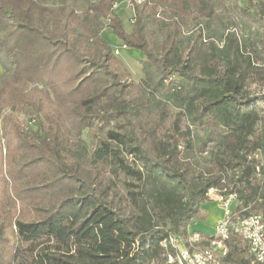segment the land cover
Returning a JSON list of instances; mask_svg holds the SVG:
<instances>
[{"label":"trees","instance_id":"trees-1","mask_svg":"<svg viewBox=\"0 0 264 264\" xmlns=\"http://www.w3.org/2000/svg\"><path fill=\"white\" fill-rule=\"evenodd\" d=\"M115 4L0 0V110H9L0 264H166L161 242L188 233L211 188L232 187L246 206L260 194L248 155L264 150V96L245 91L264 82L259 58L236 32L221 47L194 44L182 57L177 47L152 43L146 24L159 10L178 32L192 12L212 16L210 0H133L131 31ZM242 12L264 15V0H247ZM107 28L143 51L144 78L130 79L103 36ZM169 105L200 130L167 129ZM97 123L114 127L92 146L83 133ZM105 168L126 177L123 211L105 198ZM263 208L264 199L250 212ZM231 247L233 263L250 264L240 241Z\"/></svg>","mask_w":264,"mask_h":264},{"label":"rangeland","instance_id":"rangeland-1","mask_svg":"<svg viewBox=\"0 0 264 264\" xmlns=\"http://www.w3.org/2000/svg\"><path fill=\"white\" fill-rule=\"evenodd\" d=\"M214 7L212 16H199L196 12H192L188 21L181 27L180 31H176V23L168 15L159 10L153 19L148 20L146 24L147 34L153 44L160 46L161 43L172 45L173 48H178L181 57L194 44L205 42L206 47L210 48L214 43L221 47L224 43L228 32H236L246 47L245 52L251 53L259 58V62L264 66V15L252 16L242 12V7L247 3V0H210ZM145 0H138V4H143ZM116 11L123 18L125 28L131 31L134 23V4L133 0H116ZM103 36L111 43L115 54L130 70V79L139 81L145 77L143 73V60L145 55L142 50L137 48H127L122 44V41L117 37L111 28L103 31ZM6 69L0 63V79L5 74ZM250 96H264V82H253L245 89ZM260 106L264 107V100L260 101ZM9 112L8 109L0 110V148L5 152V141L3 138V116ZM154 117V112L151 114ZM177 123L180 130H185L188 126L193 129V132L199 131V126L190 125V121L185 115H180V109L175 105H169V116L165 123V127L169 130L176 129ZM114 127V124L97 123L91 130H85L84 138L91 142L94 146V141L104 137L105 130ZM122 156H125L127 161L134 167H143L141 159H134L135 156L130 155L127 151H123ZM137 158V157H136ZM1 159V153H0ZM126 177L122 174L117 177L105 168L103 177V188L105 198L112 203L113 206L120 210H125L126 193L125 188ZM237 202H233L232 207L235 208ZM13 213L14 209L10 206ZM224 209L216 200H207L202 207L200 218L196 219L190 226V231H200L205 233H213L214 226L218 219L223 215ZM150 264H163L157 261Z\"/></svg>","mask_w":264,"mask_h":264},{"label":"built area","instance_id":"built-area-1","mask_svg":"<svg viewBox=\"0 0 264 264\" xmlns=\"http://www.w3.org/2000/svg\"><path fill=\"white\" fill-rule=\"evenodd\" d=\"M248 159L256 160L251 181L258 185L261 194L264 192V150L249 154ZM230 190L232 187L209 190V199L218 201L224 209L213 233L189 230L187 234L171 235L161 242L167 250L166 264H235L230 259L232 240L240 241L247 250L250 264H264V208L250 212L264 197L259 194L246 206L238 192ZM235 201L237 206L233 208Z\"/></svg>","mask_w":264,"mask_h":264},{"label":"crops","instance_id":"crops-1","mask_svg":"<svg viewBox=\"0 0 264 264\" xmlns=\"http://www.w3.org/2000/svg\"><path fill=\"white\" fill-rule=\"evenodd\" d=\"M215 227V226H214ZM207 234H211V233H207Z\"/></svg>","mask_w":264,"mask_h":264}]
</instances>
